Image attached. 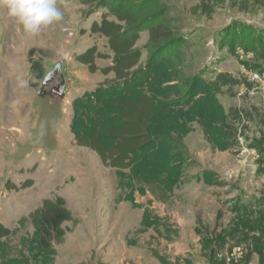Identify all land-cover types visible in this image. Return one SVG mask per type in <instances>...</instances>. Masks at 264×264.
<instances>
[{
  "label": "rangeland",
  "instance_id": "obj_1",
  "mask_svg": "<svg viewBox=\"0 0 264 264\" xmlns=\"http://www.w3.org/2000/svg\"><path fill=\"white\" fill-rule=\"evenodd\" d=\"M147 1L155 6L149 15L160 16L184 39L181 80L197 77L200 88L172 115H157L160 141L138 153L129 171H117L78 146L72 132V124H87L77 116L87 99L113 78L101 72L112 64L107 39L90 33L108 10L98 9V0H57L62 21L31 37L0 0V223L15 233L6 243L13 249L4 248L3 254H13L8 264H35L20 253L33 240L31 216L57 197L76 223L64 225L67 235L54 243L53 264H210L205 238L213 240L212 233L230 226L237 205H258L264 193V152L257 148L264 134L257 93L264 88V48L245 51L221 40L241 27L264 39V0ZM148 40L145 31L137 45L143 64ZM91 47L111 58L97 60L96 73L76 61ZM30 58L42 64L45 78L63 62L64 98L43 92L38 97L44 80L32 79ZM252 74L263 84L253 82ZM63 80L57 73L45 89L59 88ZM209 86L218 87V102L204 97ZM254 114L263 117L257 121ZM27 182L32 186L23 189ZM145 182L169 186L168 200H157ZM156 220V227L145 230ZM245 250L225 248L222 256L242 264ZM251 264H258L256 257Z\"/></svg>",
  "mask_w": 264,
  "mask_h": 264
},
{
  "label": "trees",
  "instance_id": "obj_2",
  "mask_svg": "<svg viewBox=\"0 0 264 264\" xmlns=\"http://www.w3.org/2000/svg\"><path fill=\"white\" fill-rule=\"evenodd\" d=\"M151 5L147 0H98L96 7L105 8L108 13L90 26L92 35L101 36L108 41L113 54L112 64L101 69V72L107 77L112 75L113 78L107 80L87 99L84 111H80L83 114H77L87 124L81 123L78 128L72 124V132L78 146L94 152L103 166L117 171H129L136 163L138 153L160 141L156 138L154 118L157 115H172L173 110L190 101L188 96L200 88L197 77L181 80V70L177 65L182 58L184 39L176 35V29L160 21V16L155 13L149 15L150 10L155 8H151ZM237 28L239 27L236 30ZM241 28L239 33L230 29L224 36L223 43L245 51H250L258 44H262L264 48L261 33L256 34L251 28ZM145 31L149 32L146 46L149 56L146 64H143V52L137 45ZM109 59L111 58L96 47H91L76 57V61L87 66L91 73L100 70L97 60ZM30 62L32 79L44 80L42 64L32 62L31 58ZM227 79L230 81L229 77ZM205 90L208 91V87ZM99 92L106 94L99 96ZM219 94L218 87L209 86V92H204V97L209 102H218ZM74 105H78V101ZM161 105L164 106L163 114H156L161 111ZM205 115L210 119L217 116ZM254 115L257 121L263 117H260L261 114ZM261 137L257 146L260 154L264 152V134ZM161 143L166 142L161 140ZM259 169L264 173L262 165ZM145 183L157 200H168L170 190L166 187L169 186L160 182ZM31 186V182H27L22 188ZM257 201V206L242 203L234 207L230 226L220 233H212V236H216L213 240L210 235L205 238L203 250L209 256L210 264H230L231 260L222 256L225 248L230 249V252L234 248L246 249V256L240 260L242 264H251L255 256L259 257V264H264V193ZM31 222L34 229L33 240L24 245V250L20 253L27 252L29 261L34 259L35 264H38L39 259L53 264L54 243L64 241L67 235L64 225L76 223L74 215L67 208L66 201L57 197L55 200L43 201L42 206L32 214ZM156 225L157 220L144 224L146 229ZM14 236L13 230L0 223L2 264H8L13 255L10 250L13 248L6 243ZM5 247H10L7 254H3Z\"/></svg>",
  "mask_w": 264,
  "mask_h": 264
},
{
  "label": "clouds",
  "instance_id": "obj_3",
  "mask_svg": "<svg viewBox=\"0 0 264 264\" xmlns=\"http://www.w3.org/2000/svg\"><path fill=\"white\" fill-rule=\"evenodd\" d=\"M9 15L21 25L24 33L37 37L63 19L57 0H3ZM26 83V82H24Z\"/></svg>",
  "mask_w": 264,
  "mask_h": 264
},
{
  "label": "water",
  "instance_id": "obj_4",
  "mask_svg": "<svg viewBox=\"0 0 264 264\" xmlns=\"http://www.w3.org/2000/svg\"><path fill=\"white\" fill-rule=\"evenodd\" d=\"M62 66H63V62H59L55 66L54 70L46 76V78L43 81V84H42V87L40 89V92L38 94L39 98H43V96L41 95L42 91L45 89L46 86H48L49 83L52 82V80L54 79V77L56 76L57 73L61 76V78L63 80L62 71H61ZM65 87H66V82L63 80L61 85L58 88V91L55 93V95L59 96L60 98H64ZM49 96L53 97L52 92L49 93Z\"/></svg>",
  "mask_w": 264,
  "mask_h": 264
},
{
  "label": "crops",
  "instance_id": "obj_5",
  "mask_svg": "<svg viewBox=\"0 0 264 264\" xmlns=\"http://www.w3.org/2000/svg\"><path fill=\"white\" fill-rule=\"evenodd\" d=\"M264 35V34H263ZM223 43V38H222V40H221V44ZM227 44H225V43H223V46H226ZM222 46V45H221ZM262 62H263V64H264V59L263 60H261ZM262 87H263V85H261ZM258 94H260V97H258L259 98V100H261V102H262V104L264 105V88L262 89V91H259V92H257ZM220 95V94H219ZM219 97V96H218ZM145 227V226H144ZM145 230H148V229H146L145 228ZM256 257V259H257V262H258V264H259V257L258 256H255ZM184 261H181L179 264H182ZM195 264H205L204 262L203 263H200V262H195Z\"/></svg>",
  "mask_w": 264,
  "mask_h": 264
},
{
  "label": "flooded vegetation",
  "instance_id": "obj_6",
  "mask_svg": "<svg viewBox=\"0 0 264 264\" xmlns=\"http://www.w3.org/2000/svg\"><path fill=\"white\" fill-rule=\"evenodd\" d=\"M58 91V88L56 86H52L51 88H47V89H44L42 92L44 93V95H49V93L52 92L53 94V97H54V94Z\"/></svg>",
  "mask_w": 264,
  "mask_h": 264
},
{
  "label": "built area",
  "instance_id": "obj_7",
  "mask_svg": "<svg viewBox=\"0 0 264 264\" xmlns=\"http://www.w3.org/2000/svg\"><path fill=\"white\" fill-rule=\"evenodd\" d=\"M252 81L253 82H256V83H262L263 84V81L261 80L260 76L258 74H252Z\"/></svg>",
  "mask_w": 264,
  "mask_h": 264
}]
</instances>
